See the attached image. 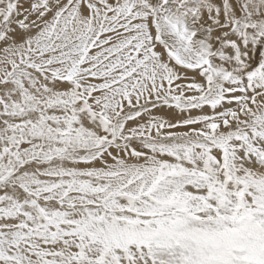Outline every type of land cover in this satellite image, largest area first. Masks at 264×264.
Here are the masks:
<instances>
[{
  "label": "snow or ice",
  "instance_id": "snow-or-ice-1",
  "mask_svg": "<svg viewBox=\"0 0 264 264\" xmlns=\"http://www.w3.org/2000/svg\"><path fill=\"white\" fill-rule=\"evenodd\" d=\"M0 264H264V0H0Z\"/></svg>",
  "mask_w": 264,
  "mask_h": 264
}]
</instances>
